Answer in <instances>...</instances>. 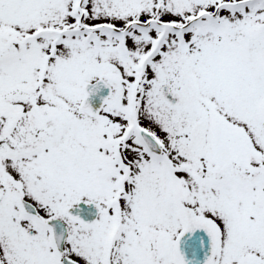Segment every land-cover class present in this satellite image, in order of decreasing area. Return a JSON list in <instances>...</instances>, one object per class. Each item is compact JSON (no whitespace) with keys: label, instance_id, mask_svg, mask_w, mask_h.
Instances as JSON below:
<instances>
[{"label":"snow or ice","instance_id":"snow-or-ice-1","mask_svg":"<svg viewBox=\"0 0 264 264\" xmlns=\"http://www.w3.org/2000/svg\"><path fill=\"white\" fill-rule=\"evenodd\" d=\"M0 264H264V0H0Z\"/></svg>","mask_w":264,"mask_h":264}]
</instances>
